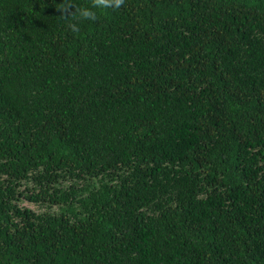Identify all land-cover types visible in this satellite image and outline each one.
Here are the masks:
<instances>
[{
  "label": "trees",
  "instance_id": "trees-1",
  "mask_svg": "<svg viewBox=\"0 0 264 264\" xmlns=\"http://www.w3.org/2000/svg\"><path fill=\"white\" fill-rule=\"evenodd\" d=\"M60 2L0 0V264H264V0Z\"/></svg>",
  "mask_w": 264,
  "mask_h": 264
},
{
  "label": "clouds",
  "instance_id": "clouds-1",
  "mask_svg": "<svg viewBox=\"0 0 264 264\" xmlns=\"http://www.w3.org/2000/svg\"><path fill=\"white\" fill-rule=\"evenodd\" d=\"M124 0H94L91 6L78 5L75 0H61L55 4L60 11L59 17L67 22L71 31H78L83 21H95L98 11L105 8H119Z\"/></svg>",
  "mask_w": 264,
  "mask_h": 264
},
{
  "label": "rangeland",
  "instance_id": "rangeland-1",
  "mask_svg": "<svg viewBox=\"0 0 264 264\" xmlns=\"http://www.w3.org/2000/svg\"><path fill=\"white\" fill-rule=\"evenodd\" d=\"M23 205L25 206H29V207H31V208H33V209H36V210H38V207L36 206V205H33V204H29V203H23Z\"/></svg>",
  "mask_w": 264,
  "mask_h": 264
}]
</instances>
